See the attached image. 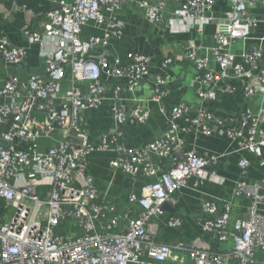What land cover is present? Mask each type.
<instances>
[{"label": "built area", "instance_id": "obj_1", "mask_svg": "<svg viewBox=\"0 0 264 264\" xmlns=\"http://www.w3.org/2000/svg\"><path fill=\"white\" fill-rule=\"evenodd\" d=\"M128 1L135 0H58L47 13L42 33L24 30L31 43L39 42L49 50L45 76L31 75L22 86L15 76L8 78L0 88V264H168L174 249L186 252L194 264H264V214L259 206L264 203V178L250 185L238 181L234 185L235 197L248 199V216L233 223L229 230L231 202H225L219 211L213 201L206 200L203 209L207 219L204 231L215 234L224 242L231 237L234 245L224 251H211L208 246L194 242L170 245L156 242L154 235L164 205L174 206V191L186 184L190 177L198 182L214 180L219 156H199L194 151L184 152L183 134L189 125L200 126L209 134L213 115L212 101L220 82L221 92H234L230 78L252 75L243 86L247 97L256 92L264 99V58L261 46L244 50L239 56L231 52L236 41L250 38L256 19L248 8L256 0H228L231 10L226 29L214 35L212 55L220 66L219 72L210 69L208 58L198 55V48L190 45L185 56L196 69L195 80L203 87L195 91L199 108L190 114L189 107L180 103L172 107L167 128L162 136L137 148H129L122 141V132L114 128L103 132L99 140H89L84 125L87 111L106 99L111 81L124 79L129 91L144 79L150 68V58L139 52H130L128 62L114 58L112 63L103 50L110 37L121 34V23L115 12ZM214 0H187L182 4L177 19L169 23L171 30L195 28L213 20L207 15ZM152 23L162 20L165 4H150L136 0ZM93 23L103 30L102 36L82 39L83 28ZM45 39V43H43ZM0 52L10 63L21 60L22 50L12 47L5 36H0ZM167 58L165 63L171 62ZM247 66V68H246ZM232 69V74L229 70ZM69 75V86L63 81ZM110 83V84H109ZM166 80L156 77L153 100L161 101V87ZM120 85H112L113 97H118ZM264 103V102H262ZM38 110L40 116L35 112ZM117 125L125 122V109L113 105ZM132 117L144 123L148 113L135 105ZM183 119L185 126H179ZM240 123L236 128L234 123ZM224 132L238 140L241 149L256 156L264 147V104L258 112L246 110L237 116L227 114L219 120ZM60 132L64 137L46 148L40 139ZM111 149L115 156L111 167L132 176L144 173L154 176L158 170L149 160V153L170 159V166L156 181L146 183L140 197L130 195V201L139 207L138 214L128 218L124 229L117 231L119 215L114 204L99 202L93 178L88 172L87 156L94 150ZM247 160L239 166L245 170ZM70 231L62 233L64 220ZM171 227L181 225L179 216L166 220Z\"/></svg>", "mask_w": 264, "mask_h": 264}, {"label": "crops", "instance_id": "obj_2", "mask_svg": "<svg viewBox=\"0 0 264 264\" xmlns=\"http://www.w3.org/2000/svg\"><path fill=\"white\" fill-rule=\"evenodd\" d=\"M57 1L0 0V36H5L12 47L20 48L23 52L21 60L15 64L6 61L0 52V88L11 76L18 78L21 86L31 75L45 76L47 55L52 48L48 44L46 50L39 42H29L24 30L42 33L47 22V13L55 8ZM147 1L152 5H157L159 2L165 4L161 22H150L136 0L128 1L115 12L121 23V34L118 37H110L108 45L103 50L111 63L114 58H119L123 63L128 62L130 52L145 54L150 58L149 73L133 91L127 89L124 79L109 83L105 93L106 99L96 108L87 111L84 117L88 138L93 143L99 140L103 132L118 128L122 132V141L126 146L137 148L163 135L173 106L184 103L189 107L190 114L197 112L199 101L195 91L203 85L196 82V69L185 56L190 45L198 48L199 56L208 58L210 69L216 72L221 70L214 61L211 48L214 45L215 33L226 29V18L231 10L228 0L213 1L207 11V15L213 20L203 26L202 32H198L195 28L179 29L178 26L177 30L173 31L168 27L171 21L177 19L182 4L187 0ZM248 12L256 19L250 38L246 41H236L231 47V52L238 56L237 61L240 63L242 60L239 55L255 46L262 47L264 58V0H256L255 4L248 8ZM93 35L102 36L103 30L90 23L83 28L81 38L87 39ZM45 41L43 39V43ZM167 58H171L172 61L165 63ZM229 73L232 74V69ZM254 74L255 72L251 71L247 76L230 78L228 83L235 86V91L231 93L219 91V88L223 89L227 83L220 82L219 88L215 89L216 98L212 101L211 107L217 120L211 122L212 130L209 134L203 133L201 127L194 124L189 125L188 132L183 134L184 152L194 151L203 157L219 156L218 163L210 167L216 177L203 183L198 182L196 177H190L184 186L174 191L176 204L167 205L162 216L154 220L157 223V231L154 235L156 242L170 245L194 242L208 246L214 252L231 249L234 245L231 237L222 242L215 234L204 231L203 223L207 219V213L203 209V203L206 200L213 201L218 210L222 211L224 203L231 202L228 228L233 231V223L248 216V199L233 195L235 183L244 181L252 185L264 178V147L261 156L241 149L238 140L228 136L224 132V125L219 122L227 114L237 116L246 110L256 113L261 104H264L260 93L256 92L254 96L247 97L243 92V86ZM158 76L166 80L165 85L161 87L163 96L160 103L153 100ZM69 83L68 75L63 85L68 87ZM113 84L121 86L117 98L113 97ZM114 104L124 106L125 109L126 120L120 126L114 120L112 111ZM135 105H140L148 113L144 123L133 119L132 110ZM35 112L40 116L38 110ZM178 124L181 127L185 126L183 119L178 120ZM234 126L241 127L238 121ZM63 137L60 132H56L49 138L40 139V146L46 148ZM114 156L115 152L111 149L94 150L88 154L87 163L88 172L97 189V200L116 206L119 215L117 231H121L128 218L137 215L139 211L137 204L130 201V195L140 197L142 187L146 183L156 181L158 176L170 166V159L149 153V160L155 164L157 174L148 176L139 173L132 176L111 167L110 162ZM243 159L249 162L245 170L239 166V162ZM259 211L264 214V203L259 206ZM171 216H179L181 225L175 227L167 225L166 220ZM263 257L264 255L261 254L259 258ZM168 264H194V262L188 258L186 252L174 249Z\"/></svg>", "mask_w": 264, "mask_h": 264}, {"label": "rangeland", "instance_id": "obj_3", "mask_svg": "<svg viewBox=\"0 0 264 264\" xmlns=\"http://www.w3.org/2000/svg\"><path fill=\"white\" fill-rule=\"evenodd\" d=\"M70 229H71V227L69 225H67V226H65V227L62 228V232L63 233H66V232L70 231ZM258 256L260 257L261 254H258Z\"/></svg>", "mask_w": 264, "mask_h": 264}, {"label": "trees", "instance_id": "obj_4", "mask_svg": "<svg viewBox=\"0 0 264 264\" xmlns=\"http://www.w3.org/2000/svg\"><path fill=\"white\" fill-rule=\"evenodd\" d=\"M67 222H70L69 219H68V220H64L63 224H62L61 227H60V231H62V228L66 226V223H67ZM62 233H63V232H62ZM263 259H264V257H263Z\"/></svg>", "mask_w": 264, "mask_h": 264}, {"label": "water", "instance_id": "obj_5", "mask_svg": "<svg viewBox=\"0 0 264 264\" xmlns=\"http://www.w3.org/2000/svg\"><path fill=\"white\" fill-rule=\"evenodd\" d=\"M164 209H167V205H164V207H163Z\"/></svg>", "mask_w": 264, "mask_h": 264}]
</instances>
